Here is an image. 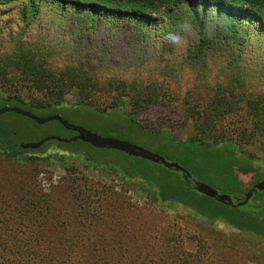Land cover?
<instances>
[{
    "label": "rangeland",
    "instance_id": "rangeland-1",
    "mask_svg": "<svg viewBox=\"0 0 264 264\" xmlns=\"http://www.w3.org/2000/svg\"><path fill=\"white\" fill-rule=\"evenodd\" d=\"M87 19L83 11L73 16L69 9L56 11L45 4L41 13L24 24L18 8L11 3L0 4V54H16L13 50L18 41L44 46L51 51L47 54H84L88 48L102 46L107 52L109 47L116 50L117 54H107L104 60L115 70L127 65L131 72H137L142 63L144 69L164 63L176 65L178 76L167 84L169 101H159L133 114L127 97L117 100L116 94L104 91L102 85L108 75L100 70L93 79L95 93L91 101L82 103L77 90H71L54 114L102 137L125 140L163 156L189 171L194 182L209 185L233 200L243 199L260 181L257 177L264 178V135L257 134L252 143L235 149L223 142L252 127L250 122L227 117L214 133L201 135L194 120L186 119L183 111L189 97L186 91L191 93L194 89L192 82L202 88L199 94L204 95L207 87H214L213 76L219 74V82L225 81L230 72L229 54H206L203 66L194 65L193 54H158L161 48L168 47H155L153 38L159 27L153 30L122 24L105 31L108 24L96 21L99 28L94 33ZM240 27L245 38L242 46L238 48L230 42L227 48L245 52L247 58L246 50L257 51L255 45H264V33L260 32L261 27ZM119 33L123 40L112 36ZM144 34L145 37L138 36ZM133 37L147 38L148 43H134ZM190 44L197 45V40ZM136 64L138 67L133 68ZM193 66L202 74L191 80L188 74ZM238 72L234 69V73ZM116 73L122 74L118 70ZM224 74L225 78H221ZM242 75L246 81L251 78L246 70ZM14 93L25 102H46L39 93L30 94L0 82L1 97ZM208 95L200 101L189 99L188 103L204 106ZM52 113L53 110H45L34 114L46 117ZM4 120L16 128L18 144L73 136L72 131L60 129L55 121L38 125L14 113L4 114ZM55 145H59L57 141L49 140L36 151L23 150L14 158L0 152V234L18 235V242L7 239L12 250L20 248L24 236L31 232L53 231L69 239L54 245L78 251L80 262L90 260V250L108 249L118 251L106 259L111 264L144 262L140 254L148 250L157 257L149 256L145 262L154 264H171L174 260L180 264L186 262L185 258L191 264H264V209L251 221L244 211L196 194L179 181L167 178L160 164L133 156L118 160L114 154L110 158L119 161L120 166L103 164L99 159L88 162L80 156L94 151L89 143L65 145L84 153L67 152ZM247 163L253 168L249 169ZM145 179L158 187L149 186ZM255 198L249 206L264 207V193ZM239 208L248 209L245 205Z\"/></svg>",
    "mask_w": 264,
    "mask_h": 264
},
{
    "label": "trees",
    "instance_id": "trees-1",
    "mask_svg": "<svg viewBox=\"0 0 264 264\" xmlns=\"http://www.w3.org/2000/svg\"><path fill=\"white\" fill-rule=\"evenodd\" d=\"M10 3L13 7L18 8L21 23L24 24L41 13L45 4L56 11L69 9L73 16L82 14L83 11L84 16L87 15L89 27L93 28L94 33L99 28L95 26L96 21L108 24L106 28L104 27L105 31H111L110 28L122 24L128 27L138 24L143 28L151 27L154 30L163 25L172 26L179 17L189 13L197 21L211 11L224 15L230 23L223 30H216L212 37L198 39L197 45L189 44L186 48L179 50L168 45L167 48H161L158 54H176V51L180 54H193L196 56L193 64H202V66L206 54H229L230 61L227 68L230 72L227 78H225V74L221 75V78H225V81L221 82H219V74L213 76L215 84L214 87L211 85L205 90L204 95H209L206 97L204 106L188 103L189 99L200 101L204 97L199 94L203 90L195 86V81L190 84L194 89L191 93L186 91V95L189 97L186 98L183 105L184 115L186 119L194 120L197 133L201 135L214 133L227 117L232 116L250 122L252 127L245 128L243 131L237 128L240 132H237L235 136L232 135L231 138H226V141L223 142L235 149L252 143V138L257 134L264 135V45H255L257 51L246 50L247 58L243 55L245 52L227 48L230 42L238 48L242 46L245 38L241 33V25L261 27L260 32L264 33V0H0L1 5ZM95 17L97 20L94 19ZM113 35H116L117 40H123L120 33ZM138 36L145 37V34ZM140 37H133L132 42L148 43L147 38ZM153 39L156 41L155 47L163 45L158 41L156 34ZM109 49L110 52H107L108 50L102 46H94L84 50V54H47L51 51L44 46L18 41L13 50V53L16 54H0V82L3 85H15L18 89H25L30 94L39 93L43 95L46 102H25L19 94L14 93L5 98L0 96L1 106H18L32 113L53 110L52 114L54 115L64 96L74 89L77 90L79 101L86 104L91 101L95 93L93 79L100 70L105 71L108 75L102 85L104 91L116 94L117 100L127 97L133 114L144 111L159 101L166 99L169 101L171 94H169L167 84L172 81V78L178 76L179 70L176 69V65L164 63L158 68L144 69L145 66L142 63L137 72H131L127 65H123L116 69L122 74H117L114 66L111 67L104 62L107 54H117L113 47H109ZM130 53L132 54V51ZM133 53L140 54L135 51ZM132 67L135 68L138 65H132ZM191 69L188 78L194 80L201 76L202 72L196 67L193 66ZM234 69H239V72L234 73ZM244 69L251 77L247 81L242 75ZM239 115L241 116L239 117ZM133 118L131 116L130 120L133 121ZM233 122L235 125L237 120ZM56 123L60 129L63 128L58 122ZM138 128L140 127L138 126ZM15 129L12 123L4 120V115L0 116V152L10 158L24 152L19 147L20 143L15 141L17 137ZM196 137L198 140L197 135ZM249 138H251L250 141ZM197 140L193 142H198V146H202L201 142ZM57 143L59 145L55 146L67 152H85L83 150L75 152L74 149L66 147V144ZM92 149L94 151L88 150L80 157L85 158L88 162H98L99 159V162L103 164L110 163L119 166L121 165L119 161L111 160V154L117 155L118 160L131 157L115 150L99 149L93 146ZM162 167L163 169H160L164 171L167 178L179 181L185 189L193 190L199 194L194 190V181L189 171L190 177L188 178L191 181L188 182L184 179L183 173ZM248 167L249 169L253 168L250 164ZM257 179L261 180L263 176H258ZM145 181L149 186L158 187L155 182L147 179ZM263 193V191H258L253 199L256 200L255 197ZM245 207L248 209L238 208V210L244 211L246 218L251 221L256 220L258 214L264 209L261 205L260 208H256L254 205H245ZM8 238L16 242L19 240L18 235L15 234L10 236L0 234V264H111L107 263L106 259L118 252L108 249L90 250V260L80 262L77 257L78 251H68L54 245L58 242L69 241V239L65 240L66 236H62V234L60 236L53 231L48 233L31 232L24 236V240L20 244L21 247L17 246L14 250L9 247L11 243L7 240ZM7 247L8 250H6ZM6 254L9 256L13 254V256L10 258ZM140 255L144 258V262L130 264H154L146 263L145 259L149 256L157 257L155 252L151 253L149 250ZM172 256L175 257V255ZM185 260L186 262L180 264H191L187 258ZM171 264H178L177 260L172 261Z\"/></svg>",
    "mask_w": 264,
    "mask_h": 264
},
{
    "label": "water",
    "instance_id": "water-1",
    "mask_svg": "<svg viewBox=\"0 0 264 264\" xmlns=\"http://www.w3.org/2000/svg\"><path fill=\"white\" fill-rule=\"evenodd\" d=\"M6 113H14L16 115L26 117L28 119H31L38 125H42L44 123L55 121V122H58L66 130L77 133L76 135L70 138L45 137L36 143H20L19 147L22 150H28V149L36 150L49 140H55L57 142L64 143V144H69V143H73L76 141H83V142L89 143L91 146L95 148L119 151L129 156L137 157L142 160L153 162L155 164H161L166 169H173L176 172H182L185 176L184 177L185 180H187L188 177H190V173L186 169H184L182 166H180L179 164L175 162H171L167 160L163 156L152 153L149 150H146L140 146H137L125 140L115 139L111 137H102L83 127L76 126V125L69 123L67 120L63 119L61 116L57 114L46 116V117H40V116L35 115L31 111L22 109L18 106H8V105L1 106L0 116ZM194 189L196 192L204 196L213 198L218 202L227 204L232 207L239 208L241 206H244L249 201V199L252 197L255 191L264 190V179L256 182L254 186L244 194L243 199L233 200L230 196L225 195V194H219L216 189H214L213 187L209 185L201 183V182H194Z\"/></svg>",
    "mask_w": 264,
    "mask_h": 264
},
{
    "label": "clouds",
    "instance_id": "clouds-1",
    "mask_svg": "<svg viewBox=\"0 0 264 264\" xmlns=\"http://www.w3.org/2000/svg\"><path fill=\"white\" fill-rule=\"evenodd\" d=\"M229 23L227 17L216 11L209 12L199 21L189 13L179 17L172 26H160L156 35L159 42L174 49H183L193 41L209 38Z\"/></svg>",
    "mask_w": 264,
    "mask_h": 264
},
{
    "label": "flooded vegetation",
    "instance_id": "flooded-vegetation-1",
    "mask_svg": "<svg viewBox=\"0 0 264 264\" xmlns=\"http://www.w3.org/2000/svg\"><path fill=\"white\" fill-rule=\"evenodd\" d=\"M76 134H77L76 132H73V133H72L73 136L76 135ZM181 173H182V172H181ZM263 179H264V178H263ZM263 179H261V180H263ZM261 180H260V181H261ZM186 181L189 182V181H191V179L188 178ZM254 184H255V183H254ZM254 184H253V186H254ZM253 186H252V187H253ZM262 191L264 192V190H262ZM257 192H258V191H255V192L253 193L252 197L249 199V201H248L245 205H249V202L252 200L253 196H254ZM260 192H261V191H260Z\"/></svg>",
    "mask_w": 264,
    "mask_h": 264
}]
</instances>
